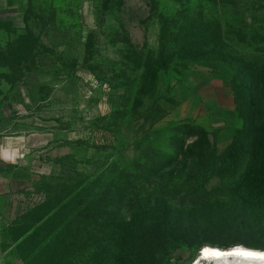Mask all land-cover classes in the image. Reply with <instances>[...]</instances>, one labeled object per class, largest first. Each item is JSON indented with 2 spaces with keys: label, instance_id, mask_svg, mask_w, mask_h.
<instances>
[{
  "label": "rangeland",
  "instance_id": "rangeland-1",
  "mask_svg": "<svg viewBox=\"0 0 264 264\" xmlns=\"http://www.w3.org/2000/svg\"><path fill=\"white\" fill-rule=\"evenodd\" d=\"M200 23L199 40L224 39L216 63L148 69ZM249 63L264 74V0H25L0 13V97L58 155L11 232L20 263L104 264L101 211L114 202L138 240L159 233L141 255L133 239L129 264L264 250V117L244 138L254 120L236 84ZM160 241L173 249L164 263Z\"/></svg>",
  "mask_w": 264,
  "mask_h": 264
},
{
  "label": "crops",
  "instance_id": "crops-1",
  "mask_svg": "<svg viewBox=\"0 0 264 264\" xmlns=\"http://www.w3.org/2000/svg\"><path fill=\"white\" fill-rule=\"evenodd\" d=\"M24 2L0 0V13L14 11ZM6 99L0 97V264H21L19 242L11 232L39 204L43 176L51 174L58 155L51 136L47 139L35 127L26 133L25 117L14 112L19 102Z\"/></svg>",
  "mask_w": 264,
  "mask_h": 264
},
{
  "label": "trees",
  "instance_id": "trees-1",
  "mask_svg": "<svg viewBox=\"0 0 264 264\" xmlns=\"http://www.w3.org/2000/svg\"><path fill=\"white\" fill-rule=\"evenodd\" d=\"M189 10L196 12V6H188L183 10V14L188 15ZM204 25L200 23L192 30H187L186 27H181L177 32V40L165 42L161 47V54L157 60L151 61L148 66L149 70L156 71L163 67L167 63H171L175 57H179L180 60L194 61V62H206L209 64H214L218 60L215 57V49L224 45V39L222 35L218 32V35L211 37L210 40H199L200 33L196 30L202 28ZM199 40V41H198ZM196 41V42H195ZM198 42V44H197ZM177 43V44H176ZM189 44L195 46V52L190 48ZM171 47L173 49H171ZM178 48V49H176ZM197 50V51H196ZM207 58V59H206ZM220 60V59H219ZM247 68L244 69L245 79L244 84H242V79L238 78L236 84H240L241 94L245 96L249 102L248 113L249 117L254 121L245 122L242 134L244 138L248 136H256L257 130L255 126L258 124L256 121L260 117H264L261 105L264 104V92L261 87L264 74L259 71L256 63L246 64ZM248 130V132L246 131ZM254 130V131H253ZM250 139V138H248ZM111 188L105 189V194H111ZM116 203H106L102 207L103 217H102V231H103V247H104V264H129L134 258L145 252V248L151 245V242L160 240L159 233L152 238L140 237L137 239V234L133 230L134 220L125 221L119 217L116 210ZM168 224V223H166ZM194 228L199 227V222H193ZM165 227V225H164ZM200 228H198L199 230ZM138 240L140 244V251L138 255L132 254V248L134 245V240ZM163 243L162 249L159 251V262L164 263L169 256L170 251L173 250L170 244L165 241H160ZM214 247V246H213ZM222 248V247H221ZM230 248V247H223ZM144 250V251H143ZM257 250V249H256ZM260 250V249H259Z\"/></svg>",
  "mask_w": 264,
  "mask_h": 264
},
{
  "label": "clouds",
  "instance_id": "clouds-1",
  "mask_svg": "<svg viewBox=\"0 0 264 264\" xmlns=\"http://www.w3.org/2000/svg\"><path fill=\"white\" fill-rule=\"evenodd\" d=\"M205 250L208 253L205 254ZM264 264V250H250L243 245H235L231 249L221 250L205 245L193 264Z\"/></svg>",
  "mask_w": 264,
  "mask_h": 264
},
{
  "label": "bare ground",
  "instance_id": "bare-ground-1",
  "mask_svg": "<svg viewBox=\"0 0 264 264\" xmlns=\"http://www.w3.org/2000/svg\"><path fill=\"white\" fill-rule=\"evenodd\" d=\"M211 247H213V246H211ZM214 248H218V247H214ZM219 249H220V248H219ZM230 249H231V248H230ZM246 249H249V248H246ZM221 250H228V249H221ZM250 250H255V249H250ZM198 256H199V255H198ZM198 256H197V257H198ZM197 257H196V258H197ZM196 258H195V259H196ZM195 259H194V260H195ZM194 260H193V261H194ZM193 261H192L191 264H193ZM201 264H206V262H205V261H201Z\"/></svg>",
  "mask_w": 264,
  "mask_h": 264
},
{
  "label": "water",
  "instance_id": "water-1",
  "mask_svg": "<svg viewBox=\"0 0 264 264\" xmlns=\"http://www.w3.org/2000/svg\"><path fill=\"white\" fill-rule=\"evenodd\" d=\"M232 247H233V246H232ZM232 247H230V248H232ZM230 248H220V249H230ZM201 249H202V248H201ZM201 249H200V250H201ZM200 250H199V252H198V255L200 254ZM198 255H197V256H198Z\"/></svg>",
  "mask_w": 264,
  "mask_h": 264
},
{
  "label": "snow or ice",
  "instance_id": "snow-or-ice-1",
  "mask_svg": "<svg viewBox=\"0 0 264 264\" xmlns=\"http://www.w3.org/2000/svg\"><path fill=\"white\" fill-rule=\"evenodd\" d=\"M208 253V250H205V254H207Z\"/></svg>",
  "mask_w": 264,
  "mask_h": 264
}]
</instances>
